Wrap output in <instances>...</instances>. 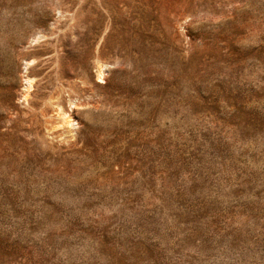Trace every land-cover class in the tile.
Masks as SVG:
<instances>
[{
    "label": "rangeland",
    "instance_id": "1",
    "mask_svg": "<svg viewBox=\"0 0 264 264\" xmlns=\"http://www.w3.org/2000/svg\"><path fill=\"white\" fill-rule=\"evenodd\" d=\"M0 264H264V0H0Z\"/></svg>",
    "mask_w": 264,
    "mask_h": 264
},
{
    "label": "bare ground",
    "instance_id": "2",
    "mask_svg": "<svg viewBox=\"0 0 264 264\" xmlns=\"http://www.w3.org/2000/svg\"><path fill=\"white\" fill-rule=\"evenodd\" d=\"M30 63V62H29ZM28 65H30V64H28V62H25L24 63V68L25 69H27V67H28ZM39 74H41L40 72H39ZM25 79V83H26V94H24V98H25V96L27 95V93H28V88H30V84H31V80H29V79H27L26 77H24ZM63 78V76L61 75V74H57L56 75V80H58V81H61V79ZM97 78H98V80H102V78H103V72H102V69L100 68V67H98V71H97ZM31 89V88H30ZM22 97V98H23ZM70 101V100H69ZM57 107H58V111H59V118H60V120L66 125V127H71V120H70V115L69 114H67L60 106H59V104H57Z\"/></svg>",
    "mask_w": 264,
    "mask_h": 264
}]
</instances>
